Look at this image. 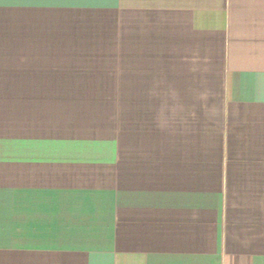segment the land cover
I'll list each match as a JSON object with an SVG mask.
<instances>
[{
	"label": "crops",
	"instance_id": "obj_1",
	"mask_svg": "<svg viewBox=\"0 0 264 264\" xmlns=\"http://www.w3.org/2000/svg\"><path fill=\"white\" fill-rule=\"evenodd\" d=\"M0 264H264V0H0Z\"/></svg>",
	"mask_w": 264,
	"mask_h": 264
},
{
	"label": "snow or ice",
	"instance_id": "obj_2",
	"mask_svg": "<svg viewBox=\"0 0 264 264\" xmlns=\"http://www.w3.org/2000/svg\"><path fill=\"white\" fill-rule=\"evenodd\" d=\"M12 6L17 7H91L95 6L89 3H31V2H24L18 3Z\"/></svg>",
	"mask_w": 264,
	"mask_h": 264
}]
</instances>
